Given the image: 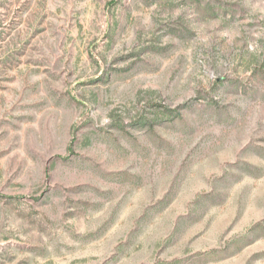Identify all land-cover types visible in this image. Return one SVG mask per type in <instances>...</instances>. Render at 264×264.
Here are the masks:
<instances>
[{
	"label": "rangeland",
	"instance_id": "374dc122",
	"mask_svg": "<svg viewBox=\"0 0 264 264\" xmlns=\"http://www.w3.org/2000/svg\"><path fill=\"white\" fill-rule=\"evenodd\" d=\"M0 264H264V0H0Z\"/></svg>",
	"mask_w": 264,
	"mask_h": 264
}]
</instances>
